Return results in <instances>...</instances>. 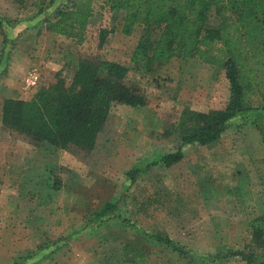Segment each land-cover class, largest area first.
I'll return each instance as SVG.
<instances>
[{"label": "rangeland", "instance_id": "374dc122", "mask_svg": "<svg viewBox=\"0 0 264 264\" xmlns=\"http://www.w3.org/2000/svg\"><path fill=\"white\" fill-rule=\"evenodd\" d=\"M62 3L0 0V264H245L201 257L243 249L250 221L264 214V98H253L217 144L188 146L178 163L130 183V169L179 142L184 111L222 109L229 84L194 59L151 71L131 63L142 29L122 34L120 12L95 10L80 44L55 34L49 22ZM83 60L121 64L146 105H113L89 152L38 143L4 124L6 101L31 102L58 79L69 85ZM34 72L37 82L27 85ZM110 203L115 210L100 215Z\"/></svg>", "mask_w": 264, "mask_h": 264}, {"label": "trees", "instance_id": "16d2710c", "mask_svg": "<svg viewBox=\"0 0 264 264\" xmlns=\"http://www.w3.org/2000/svg\"><path fill=\"white\" fill-rule=\"evenodd\" d=\"M97 9L122 13L125 36L141 27L131 63L143 62L151 71L173 58L194 59L222 70L229 84L226 105L208 112L184 111L179 142L130 169V183L154 167L178 163L188 146L217 144L253 98H264V0H63L49 22L51 31L80 44ZM125 76L121 64L83 60L69 85L58 79L40 88L31 102L6 101L3 122L32 141L89 152L113 105H146L144 96L126 85ZM115 208L107 204L100 215ZM249 228L250 240L243 249L201 259L240 258L245 264H264V214L253 218ZM153 237L180 255L197 258L167 237Z\"/></svg>", "mask_w": 264, "mask_h": 264}, {"label": "built area", "instance_id": "2783aa9c", "mask_svg": "<svg viewBox=\"0 0 264 264\" xmlns=\"http://www.w3.org/2000/svg\"><path fill=\"white\" fill-rule=\"evenodd\" d=\"M38 75L37 73H32L29 75V77L26 79V84L27 85H34L37 82Z\"/></svg>", "mask_w": 264, "mask_h": 264}]
</instances>
